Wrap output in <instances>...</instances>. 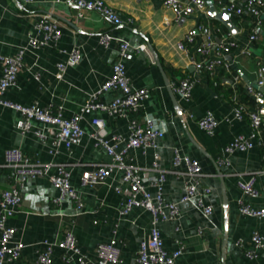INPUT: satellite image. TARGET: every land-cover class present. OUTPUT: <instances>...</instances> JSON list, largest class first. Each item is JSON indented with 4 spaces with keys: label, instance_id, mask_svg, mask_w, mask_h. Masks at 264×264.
<instances>
[{
    "label": "crops",
    "instance_id": "0c3cea01",
    "mask_svg": "<svg viewBox=\"0 0 264 264\" xmlns=\"http://www.w3.org/2000/svg\"><path fill=\"white\" fill-rule=\"evenodd\" d=\"M102 1L120 16L121 25H110L96 12L78 13L63 1L37 0L25 5L19 0H0V56H12L24 49L23 68L4 98L25 107L59 106L63 117L71 118L111 76L117 45L112 42L105 48L99 43V36L109 33L128 41L131 48L142 44L147 47V52L136 53L125 63L126 74L134 88L150 91L142 113L162 119L167 131L157 140L155 149L128 148L129 122L135 117L116 118L95 113L83 117L80 123L83 137L68 150L62 144L52 145L53 128L49 126L32 122L31 130L21 133L17 126L19 114L0 106V189L6 190L15 184L19 187L21 202L8 225L16 231L15 240L24 245L20 259L6 264H34L45 241L53 245L69 232L88 257L87 264H102L95 255V249L101 243H113L120 250L121 264H138L137 252L150 231L151 216L142 208H132L127 214H121L122 197L115 188L125 191L119 181L122 171L114 170L102 185L81 184L84 171L110 163L106 151L95 146L92 116L104 119L106 139L116 145L117 151L126 150L132 164L150 168L155 155L158 156V165L166 172L163 193L169 201H179L188 180L185 167L173 165V151L176 149L181 155L200 163L202 176L198 187L210 189L205 202L212 207V214L204 217L192 203H180L178 223L159 226L165 249L169 252L182 249L176 264H264V248L257 250L255 261L245 256V252L252 249V234L259 232L264 237V219L241 215L238 204L243 201L255 209L264 206V175L256 174L264 166V146L257 147L254 141L252 150L227 155L228 166L216 165L217 157L223 154L232 139L251 135L248 120L234 116L230 97L240 90L246 92L247 87L256 89L257 69L259 66L264 68V16L257 20L229 13L230 22L236 29L231 34L223 23L208 15L210 7L220 12L231 0H205V11L179 19L164 6V0ZM45 13L61 23V37L55 44L32 49L30 39L42 41V36L35 30V22ZM197 28H201V32L191 43L185 44L186 51L180 50L178 44L183 37ZM253 31L257 39L251 42L249 36ZM207 36L213 39L215 46L205 57L197 49ZM229 43L233 46L225 59L231 64L234 75L239 77L236 85L219 68L213 74L202 69L203 64L217 58L216 50L220 46ZM73 50L79 52V62L66 66L62 78H57V66L66 64ZM153 52L178 105H174L167 91ZM185 79L193 83L189 101L181 100L175 92L180 81ZM228 91L232 93L229 97ZM260 93L258 103L264 118V91ZM112 99V93L100 96L104 103ZM207 111L219 122L212 136L197 126V120ZM37 130L45 141L35 135ZM112 136H118L120 140L115 143ZM12 148L20 149L31 162L52 164V175L57 173L55 165H63L69 172L70 184L81 207L77 208L68 197L60 199L48 177L27 178L20 184L14 171L5 164L4 153ZM251 177H254L259 192L257 198L245 197L238 188L239 181ZM150 192L154 193L151 189ZM177 225L178 231L175 230ZM61 254L58 249L54 251V264H78L65 262Z\"/></svg>",
    "mask_w": 264,
    "mask_h": 264
},
{
    "label": "built area",
    "instance_id": "2783aa9c",
    "mask_svg": "<svg viewBox=\"0 0 264 264\" xmlns=\"http://www.w3.org/2000/svg\"><path fill=\"white\" fill-rule=\"evenodd\" d=\"M25 5H31L37 0H19ZM65 2L69 7L75 8L78 13L82 11H92L101 15L110 25L119 26L123 23L120 16L105 4L102 0H58ZM242 0H231L230 3L223 5L227 13H234L236 16H251L259 20L264 16V2L262 0H244L241 6L238 5ZM164 6L169 9L174 16L179 19L183 16H189L196 12H203L206 9L205 0H164ZM35 30L42 36V41L35 39L29 40V46L36 49L41 45L55 44L61 37L62 25L51 14L45 13L39 15L35 22ZM201 32V28L192 29L184 37L183 41L178 44L180 50L186 51L185 44L191 43L196 35ZM257 39L255 31L249 36L252 42ZM114 42L117 45V58L112 66V72L109 79L100 87L99 91L91 96L89 101L82 106L77 113L71 118H64L62 108L50 105L48 107H39L32 105L29 107L22 106L4 98L5 93L15 85L18 74L23 68L24 49L18 50L12 56H0V106L12 109L19 114L18 128L21 133L31 130L32 122L43 124L53 128L52 145H64L66 149L77 145L83 137V130L80 123L85 115L95 113H105L110 117L125 118L132 115L129 122L128 148L133 149H155L157 140L163 137L167 131L166 123L162 119L155 118L148 114H143V103L150 97V91L144 88H134L126 74L125 63L130 61L134 54L147 52L145 45H139L131 48L128 41L114 37L109 33H103L99 36V43L108 48ZM214 41L207 36L204 43L197 49L202 56H207L213 48ZM233 44L229 43L220 46L216 50V56L212 61L203 64L202 69L213 74L216 68H219L225 76H228L234 85L237 84L239 77L234 75L231 64L226 61L225 54L230 52ZM80 60V54L73 50L69 54L66 64L57 66L56 77L61 79L66 66L76 65ZM256 89L246 88V93L254 98L256 102L261 99V93L258 90L264 86V68L259 66L257 69ZM232 89L235 90V86ZM193 83L188 80H181L175 92L183 101H189L191 97ZM104 93H112L113 99L109 103L100 101V96ZM233 104L234 116L241 120L246 119L249 122L251 135L236 136L226 145L223 154L217 157L216 165L228 166L229 160L227 155L234 152H248L254 148V141L257 147H263L264 135V118L261 114L259 103L254 106L247 105L241 100L240 93L234 92L230 97ZM190 119L192 115H188ZM219 122L212 112L207 111L197 120L198 128L205 134L212 136ZM91 125L95 131L93 139L95 146L102 147L109 159L108 164H98L91 170L84 171L81 176L83 186H97L105 183L114 170H121L120 183L125 187V191L116 187L115 190L121 198V214H127L132 208H142L151 216V228L147 238L139 245L137 252L138 264H176L177 258L181 255L182 249L169 252L165 249L159 226L163 223H178L180 219V203H192L197 209L201 210L204 217L212 214V207L205 202V198L210 194V189L199 188L198 180L202 176L200 163L189 156L181 155L178 150L173 151V165H183L188 178L184 194L179 201H169L163 193L166 182V172L158 165V156L155 155V161L150 168H141L132 164L127 156L126 150L117 151L115 144H110L106 139L105 121L99 116H92ZM35 135L45 141V137L37 130ZM113 142H118V136H112ZM6 167L11 168L21 184L27 178L48 177L51 184L60 194V199L70 198L77 208L81 207V202L76 191L72 188L69 181V172L63 165H55L57 173H50L52 164L31 162L20 149H8L4 153ZM256 174L264 175V166ZM238 188L245 197L257 198L259 192L255 187L254 177L246 181H239ZM150 189L154 191L152 194ZM59 202V200H54ZM21 202L18 185H14L6 190L0 189V264L14 262L20 259L23 243L16 241V231L8 225L9 219L13 216L15 209ZM239 213L243 216L264 219V206L261 208H252L243 201H239ZM179 230V225L176 226ZM252 249L245 252L247 259L255 261L257 250L264 248V237L259 232H254L251 236ZM42 250L38 251L34 264H54L53 253L58 249L62 254L61 257L65 262L75 261L78 264H87L88 257L84 255L74 237L69 232L61 241L53 245L45 241ZM95 255L102 264H121L120 250L113 243H101L95 249Z\"/></svg>",
    "mask_w": 264,
    "mask_h": 264
},
{
    "label": "water",
    "instance_id": "95a60500",
    "mask_svg": "<svg viewBox=\"0 0 264 264\" xmlns=\"http://www.w3.org/2000/svg\"><path fill=\"white\" fill-rule=\"evenodd\" d=\"M208 15H209L210 18H215V19L219 20L221 23H223L229 29L231 34L236 32L235 31L236 29L234 28L233 24L230 22V19H229L230 18V14L227 13L224 9H222L220 12H217V11H215L214 7L212 6V7H210ZM153 54H154V57L156 59L157 65L159 67V70H160V72H161V74L163 76L164 83H165V85L167 87V91H168V93H169L174 105H178L177 100L175 98V95H174V93H173V91H172V89L170 87V83L167 80V78H166V76H165V74H164V72L162 70V67L160 65L159 59L156 57L154 52H153ZM255 87H256V85H255ZM259 91L263 92L264 88H261ZM262 113L264 114V110L262 111Z\"/></svg>",
    "mask_w": 264,
    "mask_h": 264
},
{
    "label": "trees",
    "instance_id": "16d2710c",
    "mask_svg": "<svg viewBox=\"0 0 264 264\" xmlns=\"http://www.w3.org/2000/svg\"><path fill=\"white\" fill-rule=\"evenodd\" d=\"M228 97L232 94L231 91L227 92ZM240 97L243 102H245L247 105L254 106L257 105L258 102L254 100L251 96H249L245 91L240 90ZM263 141H264V135H263Z\"/></svg>",
    "mask_w": 264,
    "mask_h": 264
}]
</instances>
